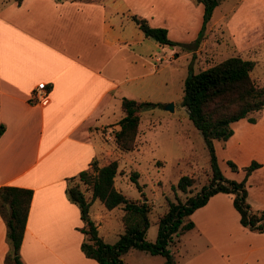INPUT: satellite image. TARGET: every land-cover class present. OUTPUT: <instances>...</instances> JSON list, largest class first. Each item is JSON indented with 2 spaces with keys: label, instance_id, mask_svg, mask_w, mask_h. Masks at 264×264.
Here are the masks:
<instances>
[{
  "label": "crops",
  "instance_id": "obj_1",
  "mask_svg": "<svg viewBox=\"0 0 264 264\" xmlns=\"http://www.w3.org/2000/svg\"><path fill=\"white\" fill-rule=\"evenodd\" d=\"M136 2L139 0H8L0 4V123L4 125L0 133V185L31 189L18 248L23 264H98L79 248L82 221L77 206L64 192L66 177L87 168L92 158L98 165L106 163L105 153L111 151L108 138L112 139L118 129V119L109 116L113 100L122 87L141 86L145 78L178 55L174 47L144 36L130 18ZM147 21L164 27L169 39L180 40L170 36V29L177 26L175 21L169 27L166 20ZM39 81L44 82L46 93L35 100L31 93ZM259 112L254 122L246 117L232 121L233 131L225 143L246 146L247 133L257 132L259 155L253 157L263 164L264 106ZM250 156L239 164H245ZM262 183L256 184V200L251 197L252 183L245 180L246 199L254 207H264L259 203L264 202ZM216 194L189 214L193 222L190 228L198 237L202 235L203 242L187 256L195 258L194 264L208 258L238 264L235 255L231 254L232 263L222 258L224 252L228 254L226 240L206 235L195 218L199 209L209 222L223 213L218 207H207ZM241 231L251 233L255 242L247 250L253 264H264V229ZM191 245L195 247L196 242ZM62 247L66 253L70 251L66 255L69 262L58 258ZM7 250L6 227L0 216V264H4ZM31 250L51 257L31 260Z\"/></svg>",
  "mask_w": 264,
  "mask_h": 264
},
{
  "label": "rangeland",
  "instance_id": "obj_2",
  "mask_svg": "<svg viewBox=\"0 0 264 264\" xmlns=\"http://www.w3.org/2000/svg\"><path fill=\"white\" fill-rule=\"evenodd\" d=\"M6 1L8 0H0V4ZM136 3L132 6L135 9L134 12L147 20L148 18L150 20H166L165 23L168 24V27L169 23L175 21L177 26L170 29V36L180 40H173L175 44L168 46L174 47L173 51L178 55H175L171 62L167 61L164 66L145 78L141 86L137 84L122 87L119 97L117 100L114 99L110 106L109 116L111 119L121 117L120 99L123 96L157 102V104L144 105L139 108L137 132L131 149L121 150L115 146L111 137L108 138L111 151L105 153L104 161L107 160V163L109 160L115 159L117 162L113 177L116 189L129 199L141 198V192L146 198L150 206L148 214L150 223L146 228L144 238L153 240L157 229V224L154 221L165 210L167 199L183 201L187 196L198 191L200 186L208 182L212 175L207 149L201 134L193 126L187 117L185 107L180 103L183 79L188 72H196L226 56L239 55L254 61L250 76L257 85H264V0H218L210 16L206 19L201 39L193 50L189 48L188 44L196 37L197 26L201 25V21L198 24V20H202L201 3L194 0H139ZM127 20L131 19L127 17ZM167 102L172 103L171 110L165 108ZM259 114V110L251 113L254 116V121ZM113 123L112 120L110 125ZM247 134L249 136L244 140L246 146L243 147L241 143L239 146L235 143L232 144V141L226 146L225 140L231 134L225 140L214 139L215 161L221 175L235 181L243 178V166L252 160L259 162L257 166L259 169L256 167L253 168L254 170L251 169L253 171H250L251 174L245 179L252 183L251 197L257 200L256 184L262 183L263 179L264 186V163L262 164L253 157L259 155L256 153L258 150L257 132L249 131ZM247 147L248 149H246ZM247 155L251 156L246 160V163L239 164V161H243ZM229 161L235 164L236 169L231 168ZM133 171L136 172V181L140 185V189L130 178ZM181 174L192 177L191 184L187 185L185 190L172 187ZM244 186L246 189L245 181ZM85 194L89 196L88 191ZM215 196L216 199H212V203H209L207 207L209 210L218 207L223 213L220 216H214V219L209 218L210 221H213L209 222L200 215L201 209H199L195 213L196 220H200L197 221L200 222L202 229H205L206 235H211L214 240L216 237L226 240L228 254L227 251L224 252L222 258L231 262L232 255H235L237 256L236 263L253 264L252 253H248L247 250L255 242L249 235L251 233L245 235L243 234L245 231H241L242 228L249 231L252 229H248L239 222V213L232 203V193L217 191ZM245 200L247 201L246 196ZM247 203L253 210L264 209L263 206L254 207L250 202L247 201ZM259 203L264 204L262 201ZM121 213L120 205L106 208L97 198L93 199L88 207V214L96 224L97 233L108 243L116 241L122 231ZM64 228H66L65 224ZM81 236V241L85 240L83 233ZM201 238L202 235L198 237L194 228L185 230L180 241L173 246L172 251L178 249L173 253V264H181L182 261L183 264H194L195 258L187 256L203 243ZM192 241L196 242L195 247L191 245ZM43 242L46 243L44 240ZM175 243L176 241L173 239L170 245ZM38 252L31 250L29 252L31 255L28 256L31 260L36 256L41 257L43 254L38 256ZM57 254L58 258L61 257L68 262L71 260L66 256L70 254V251L68 250L66 253L63 247L58 249ZM48 257L51 255L42 256L45 260H48ZM163 259L164 256L160 253H149L134 247L128 248L122 254L124 264H161ZM198 264L225 263L208 258V261Z\"/></svg>",
  "mask_w": 264,
  "mask_h": 264
},
{
  "label": "trees",
  "instance_id": "obj_3",
  "mask_svg": "<svg viewBox=\"0 0 264 264\" xmlns=\"http://www.w3.org/2000/svg\"><path fill=\"white\" fill-rule=\"evenodd\" d=\"M18 3L20 0H13ZM202 4V20L196 37L189 42L194 49L202 36L206 19L210 16L218 0H194ZM130 18L142 31L144 36L154 39L160 44L173 45L166 29L162 26L150 25L147 19L132 13ZM254 61L239 55H229L196 72H188L183 79L180 103L186 109L187 117L201 134L208 153V161L212 175L208 182L202 184L198 191L187 196L183 201L167 199L165 210L156 219V234L153 240H146L144 234L150 223V206L141 192V198L129 199L113 184L117 162L115 159L98 165L92 158L87 168L66 177L64 192L73 202L79 213L82 225L78 227L85 240L80 242V249L87 257L98 264H124L122 254L130 247L143 249L149 253H160L164 256L161 264H173V249L170 243L179 235L192 227L189 214L204 204L209 195L223 191L232 193V203L239 213V222L248 229L261 231L264 228V209L253 210L245 200V177L259 162L252 160L243 166L244 176L235 181L223 177L217 168L213 140H225L232 132L230 123L241 117L254 121L252 112L264 106V85H257L250 76ZM157 102L136 100L121 97L122 116L117 120L118 129L113 132L112 140L121 150L133 147L141 106H153ZM4 128L0 123V133ZM232 169L235 164L229 161ZM137 188L136 172L130 174ZM192 177L181 174L172 187L185 190L191 184ZM89 192L86 196L85 192ZM31 197V189L22 186L0 185V216L6 227L8 250L4 256V264H23L18 255L27 209ZM99 199L106 208L120 205L122 209V231L116 241L108 243L97 233L95 222L88 214V207L93 199Z\"/></svg>",
  "mask_w": 264,
  "mask_h": 264
},
{
  "label": "built area",
  "instance_id": "obj_4",
  "mask_svg": "<svg viewBox=\"0 0 264 264\" xmlns=\"http://www.w3.org/2000/svg\"><path fill=\"white\" fill-rule=\"evenodd\" d=\"M45 93L46 91L44 87V82L39 81L36 83L35 88L32 90L31 95L35 100H39L40 98L44 96Z\"/></svg>",
  "mask_w": 264,
  "mask_h": 264
},
{
  "label": "water",
  "instance_id": "obj_5",
  "mask_svg": "<svg viewBox=\"0 0 264 264\" xmlns=\"http://www.w3.org/2000/svg\"><path fill=\"white\" fill-rule=\"evenodd\" d=\"M165 108L171 110V109H172V103H171V102H167V103L165 104Z\"/></svg>",
  "mask_w": 264,
  "mask_h": 264
}]
</instances>
